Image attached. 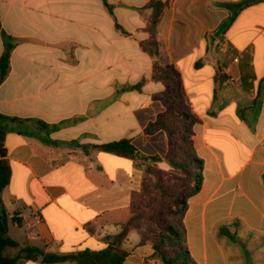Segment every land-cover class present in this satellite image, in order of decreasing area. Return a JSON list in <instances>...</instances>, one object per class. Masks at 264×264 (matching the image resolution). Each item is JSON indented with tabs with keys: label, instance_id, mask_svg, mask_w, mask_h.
I'll return each mask as SVG.
<instances>
[{
	"label": "crops",
	"instance_id": "obj_1",
	"mask_svg": "<svg viewBox=\"0 0 264 264\" xmlns=\"http://www.w3.org/2000/svg\"><path fill=\"white\" fill-rule=\"evenodd\" d=\"M150 1L0 0V59L3 33L17 41L0 83V114L20 120L0 119L12 166L1 199L8 236L19 244L6 256L25 247L67 254L116 246L115 236L136 213L143 169L83 147L130 139L154 154L157 135L145 129L165 112L159 95L166 87L152 80L153 58L141 47L151 14L141 9ZM159 1L170 5L160 36L185 107L198 119L193 143L204 161L202 188L178 226L197 264H264V1ZM143 79L141 91L120 93ZM40 121L76 122L48 132ZM141 241L131 229L121 245L124 264H161Z\"/></svg>",
	"mask_w": 264,
	"mask_h": 264
},
{
	"label": "trees",
	"instance_id": "obj_2",
	"mask_svg": "<svg viewBox=\"0 0 264 264\" xmlns=\"http://www.w3.org/2000/svg\"><path fill=\"white\" fill-rule=\"evenodd\" d=\"M246 5L247 3H244L241 6L243 7ZM106 6L110 13H112L113 9L107 2ZM169 6L168 2L152 0L141 9L144 15L146 11H150L151 13L146 19V31L149 34V38L141 42V47L144 52L148 53L153 58L152 80L161 82L166 87L165 91L159 95V98L167 106L165 112L161 113L155 121L148 124L145 133L153 135L161 130L166 131L171 149L174 148V151L178 153V155L173 156L170 151L165 161L173 169L186 175L191 182L189 193L178 196L173 200L175 213L183 217L188 207V200L196 195L202 188L204 182V161L197 155L193 143V127L198 122V119L187 108H183L185 102L180 75L170 61L165 42L160 36V24ZM118 28L120 27L118 26ZM1 29L2 26L0 22V30ZM2 36L4 52L0 59V83L9 75L11 55L17 45V41L13 37L6 33H3ZM146 83L147 80L143 79L135 85H126L119 91L120 93L141 91ZM0 119H7L13 122L20 121L17 118L5 117L1 114ZM74 122L70 121L58 125H49L40 121L39 124L48 132H53L66 124ZM6 135L7 130H0V264H22V262L26 260L39 259L49 264L64 262H71L74 264H124L128 257V253L121 249V245L127 238L131 229L140 232L142 236L141 243H150L152 245L155 257L161 264H197L188 249L183 228L174 224H168L161 228L158 227L157 231H152L153 228H151V226L155 223L154 220L147 219L145 227L149 229H144L137 222V218L139 217L134 216L124 225L122 232L115 236L114 240L117 243L116 246H109L99 251L87 249L67 254L47 253L41 248L25 247L21 249L15 257L6 256L5 250L7 248L19 247V244L8 236L9 217L1 199L3 190L10 184L12 178V166L8 159L5 143ZM90 148L131 159L136 162L138 167L143 170L146 169L147 172L152 171V164L154 162L160 161L157 157H151L142 153L130 139H122L120 141L95 145L93 147H83L86 153ZM12 222L14 225H21V222L16 216L12 218ZM221 234L227 236L231 242L239 243V239L236 235L230 233L227 228H222Z\"/></svg>",
	"mask_w": 264,
	"mask_h": 264
},
{
	"label": "rangeland",
	"instance_id": "obj_3",
	"mask_svg": "<svg viewBox=\"0 0 264 264\" xmlns=\"http://www.w3.org/2000/svg\"><path fill=\"white\" fill-rule=\"evenodd\" d=\"M165 107L167 110L166 105ZM183 108H186L185 105ZM164 133L167 138H164ZM153 135H157L158 143L155 148L158 152L153 149L154 154L148 156L157 157L160 161L152 164L153 172L143 170L145 174L144 193L138 200L134 217H139L137 222L144 229H149L145 227L147 219L154 220L155 223L152 224L151 228H153L152 231H157L158 227L161 228L168 224L182 225V217L175 213L173 200L178 196L188 194L191 182L186 175L173 169L165 161L170 151L173 156L178 155L174 148L171 149L170 147L167 132L161 130Z\"/></svg>",
	"mask_w": 264,
	"mask_h": 264
},
{
	"label": "built area",
	"instance_id": "obj_4",
	"mask_svg": "<svg viewBox=\"0 0 264 264\" xmlns=\"http://www.w3.org/2000/svg\"><path fill=\"white\" fill-rule=\"evenodd\" d=\"M216 44L210 45L208 52L206 54L207 61L214 62L215 61V52H216ZM238 59H235V62H237ZM230 82H235L233 78L230 79Z\"/></svg>",
	"mask_w": 264,
	"mask_h": 264
}]
</instances>
